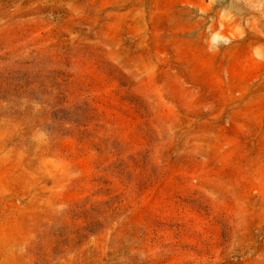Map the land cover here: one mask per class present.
Returning a JSON list of instances; mask_svg holds the SVG:
<instances>
[{
    "label": "rangeland",
    "instance_id": "obj_1",
    "mask_svg": "<svg viewBox=\"0 0 264 264\" xmlns=\"http://www.w3.org/2000/svg\"><path fill=\"white\" fill-rule=\"evenodd\" d=\"M0 264H264V0H0Z\"/></svg>",
    "mask_w": 264,
    "mask_h": 264
},
{
    "label": "bare ground",
    "instance_id": "obj_2",
    "mask_svg": "<svg viewBox=\"0 0 264 264\" xmlns=\"http://www.w3.org/2000/svg\"><path fill=\"white\" fill-rule=\"evenodd\" d=\"M199 18V17H198Z\"/></svg>",
    "mask_w": 264,
    "mask_h": 264
}]
</instances>
